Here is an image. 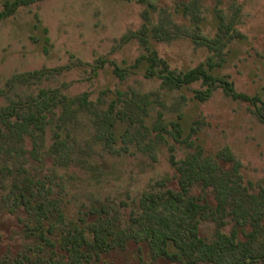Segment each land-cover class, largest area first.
I'll list each match as a JSON object with an SVG mask.
<instances>
[{
  "label": "rangeland",
  "instance_id": "1",
  "mask_svg": "<svg viewBox=\"0 0 264 264\" xmlns=\"http://www.w3.org/2000/svg\"><path fill=\"white\" fill-rule=\"evenodd\" d=\"M222 23L232 30L220 49L200 40L215 39ZM144 26L146 41L137 35ZM152 50L177 72L212 66L237 93L264 102V0H40L0 20V109L41 89L77 99L66 116L65 107L55 108L36 137L0 134V264L65 256L68 230H87L95 221L134 228L144 194L181 190L171 157L180 162L200 149L217 167L215 184L189 187L188 196L206 206L200 235H241L237 220L248 217L253 195L264 188L261 104L231 96L219 81L206 100L198 95L206 89L202 81L165 86L146 75L145 59L135 65ZM38 70L47 72L13 81ZM83 95L86 104L78 100ZM106 114L116 120L111 148L102 131ZM177 120L183 130L175 137ZM57 134L66 141L63 151L54 148ZM224 183L230 189L222 205L217 185ZM22 194L55 204L41 218L18 200ZM140 238L96 260L186 264L156 256Z\"/></svg>",
  "mask_w": 264,
  "mask_h": 264
},
{
  "label": "trees",
  "instance_id": "2",
  "mask_svg": "<svg viewBox=\"0 0 264 264\" xmlns=\"http://www.w3.org/2000/svg\"><path fill=\"white\" fill-rule=\"evenodd\" d=\"M40 0H6L4 9L0 12V20L15 13L18 8L27 6ZM147 27L144 26L139 34L143 41ZM219 30L221 34L210 40L199 36L208 46L220 49L229 38L230 25L221 24ZM47 33V29L44 30ZM225 31V32H224ZM48 41V37H45ZM147 43V42H145ZM145 59L148 62L146 68L147 76H156L162 79L163 85L172 88H184L196 81H202L206 89L199 91L201 99L206 100L213 93L216 83L219 81L227 92L235 97L242 98L253 104L260 103L257 115L264 122V102L259 96H248L237 93L233 84L217 76L212 71V66L199 65L185 72L171 70L168 64L159 58L156 50H152L149 56L137 59L135 65L142 63ZM159 64H163L161 70L157 69ZM120 75L122 69L116 68ZM47 71L38 70L19 74L13 81L41 77ZM81 103H87V96L83 95L78 99ZM77 99H71L63 95L59 89H41L38 96L28 99L26 102L13 101L8 106L0 109V134L3 137L9 136L22 138L24 135L36 137V131L45 132V126L50 114L54 109L62 105L66 109L63 115H68L71 111L69 107ZM2 126V127H1ZM116 120L109 114L103 119L102 131L107 145L112 147L115 142L114 128ZM174 136L182 135V122H172ZM6 129L8 132H2ZM55 142L56 150H64L66 141L59 138ZM36 145V144H35ZM203 150L192 153L185 160L180 162L172 156L173 164L177 165L180 177L181 190H167L163 194L146 193L142 198V213L134 219L136 225L129 230L120 229L114 222L95 221L91 223L87 230L74 228L68 230L65 237L67 254L65 256H53L44 258L38 256L35 259L23 261L17 259L13 264H99L97 258L101 254L108 253L118 248L125 247L131 239L142 237L146 241L151 251L158 257L165 259L183 258L186 264H197L200 261H207L211 264H258L264 263V188L253 195V202L243 221L237 220L240 226L241 235L238 231H233L230 235L218 232L213 240H207L200 235L199 217L204 215L206 206L201 204L194 197L188 196L189 187L197 181H203L205 185L215 184V172L217 167L210 156L204 157ZM226 157L232 160L230 152ZM217 185V184H216ZM215 185V186H216ZM227 184L217 185V195L223 205L229 190ZM33 195L32 199L25 195H20L18 200L27 209L35 210L38 215L47 217L50 205L55 203L50 200H37ZM249 228H246V225ZM137 227V228H136ZM140 238V239H142Z\"/></svg>",
  "mask_w": 264,
  "mask_h": 264
}]
</instances>
